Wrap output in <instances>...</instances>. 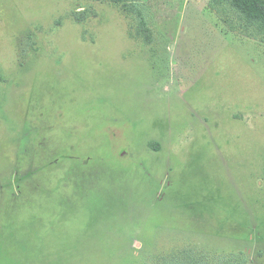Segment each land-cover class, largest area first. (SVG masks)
Returning <instances> with one entry per match:
<instances>
[{
    "label": "rangeland",
    "instance_id": "374dc122",
    "mask_svg": "<svg viewBox=\"0 0 264 264\" xmlns=\"http://www.w3.org/2000/svg\"><path fill=\"white\" fill-rule=\"evenodd\" d=\"M138 4L0 0V264H264V22Z\"/></svg>",
    "mask_w": 264,
    "mask_h": 264
},
{
    "label": "trees",
    "instance_id": "16d2710c",
    "mask_svg": "<svg viewBox=\"0 0 264 264\" xmlns=\"http://www.w3.org/2000/svg\"><path fill=\"white\" fill-rule=\"evenodd\" d=\"M108 1L113 4L121 5L124 12L134 13L138 21V27L142 30L146 39L149 38L150 32L145 27V17L142 8L139 6V0H97ZM232 6L241 14L249 17L251 20L264 22V0H230ZM152 145V144H151ZM227 257V258H225ZM224 258L226 259L224 263ZM221 259V260H220ZM218 261L220 264H247L248 259L243 253L232 256H222Z\"/></svg>",
    "mask_w": 264,
    "mask_h": 264
}]
</instances>
